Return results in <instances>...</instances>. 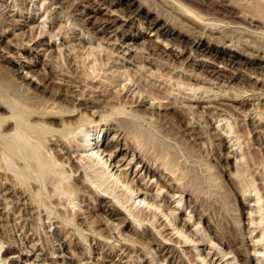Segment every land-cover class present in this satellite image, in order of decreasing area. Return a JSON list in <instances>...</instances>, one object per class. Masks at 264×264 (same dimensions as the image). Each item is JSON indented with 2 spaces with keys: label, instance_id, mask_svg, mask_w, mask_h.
<instances>
[{
  "label": "rangeland",
  "instance_id": "obj_1",
  "mask_svg": "<svg viewBox=\"0 0 264 264\" xmlns=\"http://www.w3.org/2000/svg\"><path fill=\"white\" fill-rule=\"evenodd\" d=\"M176 1L178 0H121L112 4L111 0H0V97H2L0 99L6 100L14 97L16 102L21 101L24 106L15 102L18 104L17 109L20 114L28 113L29 107L25 108V104L28 106L43 103L47 98L52 99L56 96L62 100V103L65 102L68 105L69 102L72 104L85 101V99L88 102L97 100L95 104L94 102L89 103L94 105L88 108L91 119L83 117L77 120L73 127L64 130L69 131L67 136L69 135L70 138L78 139L74 141L75 144L82 142L81 136L85 135L88 139H92L101 130L100 143L106 142L116 131L123 132L119 144V149L121 147L122 149L115 150L117 148L112 147L114 150L112 160L116 161L125 157L119 163V165L122 164L119 170L126 167L129 180L135 177V172L138 173L132 180L136 186L140 187L136 179H139V182L144 181L147 186L153 184L154 196L157 195L156 188L162 187L163 191L158 199L162 208L168 207L163 199L169 188L166 182L172 180H167L170 176L161 171L160 163L177 159L178 162L172 163L176 164L175 168L181 173L178 174L184 183H181L178 191L170 192L174 193L172 198H169L170 202H173L167 210L177 208L175 209L176 214L173 215V218L177 216L175 224L174 221H170L172 215L167 218V215H163L161 208L159 210L161 218L159 222L157 220L158 228L149 219L145 220L143 225H139L130 213L140 212L142 215L139 208L142 205L144 207L148 205L146 203L148 199L138 204L139 196L135 205L132 206L137 196L136 192L134 197L127 201L124 190H122L127 184L118 187L111 179L106 180L98 164L97 168L92 161L80 160L77 145L72 148L71 154H65L66 149L61 142L58 145L51 143L53 139H50V133L46 136L40 130L26 126L22 127L20 135L15 134L14 138V129L5 130V133H9L10 136L0 137V149L4 146V141L10 146L13 141L19 144L14 145L18 148L11 146V152L6 151L4 157L0 155V160H2L0 161L2 164H0V264H28L30 261L31 264H69V262L70 264H114V261L116 264H208L209 262L213 264H264V131L262 133L258 132V129L253 130L254 125L252 124L254 121L257 122L261 114H264V73H261L264 70L261 67L264 61L259 58L250 59L247 53L253 49L246 44V40L249 39L251 43L253 42L252 44L257 41L259 46H264V39L258 36L253 37L255 34L261 35L260 33H251L248 29L242 28L248 23L242 21L240 17H228L227 19L232 20V25H234V29L226 31L234 42L230 41L231 47H221L222 42L217 41L215 44L211 43L212 54L200 50L198 53L204 55L196 56L198 53L191 50L190 41L192 39L188 35L181 37L182 42L173 38L170 44H166L167 41L164 39L171 36L160 34L158 27L167 22L181 24L182 18L176 12L174 3ZM179 1L200 10L207 16L216 15L214 10H209L203 3L211 0ZM213 1L228 4L227 6L233 7L238 14H242V11L249 8L245 6L246 3L248 5V2H245L247 0L244 4L241 2L243 0ZM250 5L255 6V3ZM140 6L143 10L137 15L136 11ZM148 8L151 10L148 19L161 15L159 25L147 28L145 14ZM113 17H117V25L100 30L104 28L107 19ZM87 21L91 22L87 24ZM96 21L98 23L94 24ZM239 24L242 26L240 29ZM87 25L91 27L90 31L85 29ZM142 28L145 35L132 39L133 33H138ZM252 29L261 30V28ZM41 30L44 31L42 34H40ZM240 42L241 45H239ZM216 48L222 49L217 58L213 56ZM182 49L183 53H179ZM191 51L192 54H190ZM230 52L236 54L235 59L239 60V63L226 62L230 57ZM195 57L196 60H194ZM200 58L218 66L217 68L221 69L224 75L205 72L202 67L195 64L200 62ZM24 63L25 65L32 64L31 68L24 69ZM253 66L258 68L256 73L253 72V68H246ZM17 68L20 70H16ZM28 68L33 69L32 74L35 75L23 80V73ZM96 68L99 71H95ZM87 70L91 73L89 77ZM98 73H100L99 76ZM120 73L122 76L119 75ZM234 73L249 75L247 82L240 81V79H227V76ZM34 80H42V84L37 86L36 83L33 84ZM28 81H31L29 85L34 89L33 93H29L23 84L29 83ZM77 89L79 91H76ZM57 90H60L59 94ZM76 95L81 97V100H76L78 98ZM13 99L10 98L8 101L12 102ZM140 101L143 104L147 103L141 107ZM149 102L157 106L168 104L167 107L170 108L162 106L159 110L165 113L154 114L151 118L152 109L149 108ZM175 104H178L185 114L175 110L176 108H171ZM113 106L116 107L117 112L123 108L129 110L132 106L141 107L144 112L147 111V114L129 116L127 113L115 112L117 116L114 113L111 115L113 118L109 116L108 119H100V116L92 115L93 111L102 114L111 113ZM3 110H1L3 114H9L6 109ZM191 117L193 118L192 126L188 124ZM54 126H60L62 129L58 122ZM24 132H27L26 134L30 137H26ZM16 136L19 137L18 140ZM54 137L57 138V135ZM30 138L34 142L29 140ZM25 139L29 142L24 143ZM41 139L43 143L39 142ZM126 145L131 146L132 149H125ZM16 149L21 151H16ZM38 149L40 153L42 152L41 155L37 153ZM24 150H26L25 153ZM22 151L24 155L19 153ZM27 152H32V154ZM106 152L109 150L104 153ZM133 153H135V158L128 165ZM13 154L18 156L14 157ZM37 156L44 158L41 161ZM2 158L7 162L11 158L13 166L7 167ZM35 158L43 164L36 163ZM54 159L59 163L54 164ZM62 159H64L63 163ZM32 160L37 167L31 163ZM145 160L150 161L152 171L148 172L141 166ZM12 163L7 164L12 165ZM61 164H63L62 167ZM40 165L42 167H39ZM56 167L59 170L55 169ZM43 169L46 173H43ZM13 170L16 172H12ZM41 173L44 176L47 174L49 178L45 176L46 178L43 179ZM17 176L20 180H16L19 179ZM60 180L63 181L60 182ZM53 181L60 183L61 187ZM120 181L122 179L118 183H124ZM108 189L113 193H109ZM96 192L100 195L96 196ZM179 199H182L181 208L176 207ZM150 200L152 201L151 197ZM120 201H126V203L122 204ZM113 208H119L116 215L110 214ZM148 209L146 208L144 212ZM190 214H193V218L188 222L187 232H191V236L193 235L197 240L201 239V243L193 240L178 242L180 239L175 227L183 226V223H186V217ZM148 224L151 231L143 232ZM57 225L61 228L56 229V227L59 228ZM158 229L172 240L169 241L161 236ZM154 236L157 237L156 243L152 242ZM204 237L205 240L207 239L205 242L202 241ZM158 238L163 239L164 245L167 244L165 249L162 250L164 245L159 246ZM64 239L68 244L71 243L69 248L72 252L66 253L73 256L72 262L63 261V258L59 256L61 254L59 249ZM210 239L217 244L218 250L223 248L220 250L224 251L218 252L210 248ZM133 240L136 241V246ZM75 243L77 244L74 245ZM124 243L135 246V249L129 248L122 255L124 248L121 246ZM88 247L92 251L90 258L86 257ZM168 247L171 252H168ZM174 247L180 250L170 260L169 256L173 254ZM113 250L115 253L111 255H114L115 260H109L111 257L107 260L104 257L106 251L110 253ZM208 250L211 253L205 258L206 263H204L202 259ZM24 251H30L31 255L26 256ZM192 259L194 262L191 261Z\"/></svg>",
  "mask_w": 264,
  "mask_h": 264
},
{
  "label": "bare ground",
  "instance_id": "obj_2",
  "mask_svg": "<svg viewBox=\"0 0 264 264\" xmlns=\"http://www.w3.org/2000/svg\"><path fill=\"white\" fill-rule=\"evenodd\" d=\"M106 1H109V0H106ZM112 1V4L113 3H115V2H118V1H121V0H111ZM195 1H199V0H195ZM244 1L245 0H243V1H241L243 4H244ZM251 1H253V2H251ZM251 1H249V0H247V1H245V2H248V5H246L245 4V6H247V7H249V8H246V7H244V8H246V10H244V11H242V14H238V11H236V10H234V8L232 7H229V6H227L228 4H225V3H220V2H217V1H213V0H211V1H204L203 2V0L201 1V2H203L204 4H205V6H207V8L209 9V10H214L215 11V13L214 14H216V15H214V16H207L205 13H203V12H201L200 10H197V9H194L192 6H190V5H188V4H186V3H184V2H181V1H176V2H174L175 4H176V12L178 13V15L182 18L181 20V24H177V23H175V22H173V23H169V22H165L166 24L165 25H163V26H160V27H158V30H160V34H165V35H170L171 37L169 38H167V39H164V40H166L167 41V43L166 44H170L171 43V41H173V38H176V39H178V41H181L182 39H181V37H183V35H188L192 40L190 41L191 42V46H190V48H191V50H194L195 52H199L200 50H203V52H205V51H207V52H210V54H212L211 53V43H213V44H215L217 41L219 42H222V45H221V47H224V46H230L231 45V43H230V41H232L233 42V39L230 37L231 35H228L227 34V32L226 31H230L231 29H234V25H232V23H233V21L232 20H229V19H227L228 17H240L241 19H242V21L244 20V22H246V23H248V24H246V26L244 27H242L241 26V24H239L240 26H239V29H240V27H242V28H246V29H248L249 30V32H251V33H253V32H255V33H260L261 35H259V34H253L254 36L253 37H255V36H258L259 38H261V39H264V0H251ZM167 2V1H166ZM171 2V1H170ZM169 2V3H170ZM251 3H255V6L254 5H250ZM171 4H172V2H171ZM241 5V4H240ZM250 5V6H249ZM172 6V5H171ZM242 7V6H241ZM240 7V8H241ZM151 8V7H150ZM150 8H148V9H146V14H145V17L147 18L146 20V23H148V26H147V28H151V27H155V26H157V24L159 23V21H160V19H161V15L160 16H157L156 18H152V19H148V14L151 12V10H150ZM243 8V9H244ZM170 9V8H169ZM239 9V8H238ZM143 9H142V7L140 6V8H138V10L136 11V13H137V15L138 14H140L141 13V11H142ZM174 10H175V8H174ZM242 10V9H241ZM173 11V10H172ZM175 12V11H174ZM213 12V11H212ZM240 12V11H239ZM163 15V14H162ZM176 15V14H175ZM91 16V15H90ZM164 16V15H163ZM93 17H95V15H93ZM53 18V17H52ZM180 19V18H179ZM178 19V20H179ZM144 21V20H143ZM175 21V20H174ZM85 22V21H84ZM88 22H91V21H87V24H88ZM117 22H118V20H117V17L115 18V17H113V18H109V19H107V21L105 22L106 24H105V26H104V28H102V29H100V30H105V29H108V28H110V27H113V26H115V25H117ZM241 22V21H240ZM1 23V22H0ZM95 23H98V21H96V22H94V24ZM143 24V23H142ZM159 25V24H158ZM243 25V24H242ZM248 25V26H247ZM236 26H237V24H236ZM107 27V28H106ZM238 27V26H237ZM63 28V27H62ZM61 28V29H62ZM252 28H258V29H260L261 28V30H259V31H257V30H255V29H252ZM85 29L86 30H88V31H90L91 30V27L89 26V25H87V27H85ZM3 31V30H2ZM163 31V32H162ZM4 32V31H3ZM2 32V33H3ZM44 31L43 30H41V33L40 34H42ZM51 32V31H50ZM243 32V31H242ZM52 33V32H51ZM58 33V32H57ZM241 33V32H240ZM244 33V32H243ZM115 35H117V33L115 34ZM145 35V31L143 30V28L142 29H139V32L138 33H133V36H132V39H136L137 37H142V36H144ZM173 35H174V37H173ZM246 35H247V33H246ZM248 35H251V34H248ZM53 37V36H52ZM77 37V36H76ZM118 38H120V37H118ZM234 38V37H233ZM247 38V37H246ZM249 38H251L250 36H249ZM256 38V37H255ZM243 39V38H242ZM81 40V39H80ZM237 40V39H236ZM157 40H155V42H156ZM235 41V40H234ZM244 41V40H243ZM249 41V39H247L246 40V44H247V46H249V47H252V49H253V51H250V53L248 52L247 53V55H248V57L250 58V59H257V58H259V59H262L263 61H264V46H259L256 42L257 41H254L255 43L254 44H252L250 41ZM165 42V41H164ZM182 42V41H181ZM207 42V43H206ZM209 42V43H208ZM260 42H262V41H260ZM264 42V41H263ZM234 43V42H233ZM237 43V42H236ZM235 43V44H236ZM245 44V43H244ZM255 44H257V45H255ZM156 45V44H155ZM161 45V44H160ZM163 45V44H162ZM239 45H241V42L239 43ZM72 46V45H71ZM77 46H78V44H77ZM151 46V45H150ZM206 46V47H205ZM219 46V45H218ZM90 47H91V45H90ZM157 47V46H156ZM165 48H167L166 46H164ZM205 47V48H204ZM213 47V46H212ZM231 47V46H230ZM69 48V47H68ZM129 48V47H128ZM159 48H160V46H159ZM214 48H215V46H214ZM60 49H62V48H60ZM97 48H95V50H96ZM238 49V48H237ZM116 50V49H115ZM216 50V52L213 54V56H216V58L217 57H219V53L222 51V49L221 48H216L215 49ZM239 50V49H238ZM63 51V50H62ZM244 51V50H243ZM61 52V51H60ZM65 52V51H64ZM98 52V51H97ZM150 52V51H149ZM206 52V53H207ZM63 53V52H62ZM66 53V52H65ZM179 53H183V49H182V52H180L179 51ZM88 54H90L89 52H88ZM95 54V53H94ZM99 54V53H98ZM190 54H192V51L190 52ZM204 55L203 53H198L196 56H198V55ZM67 55V54H66ZM69 55V54H68ZM67 55V56H68ZM62 56V55H61ZM67 56H66V58H67ZM96 56H97V54H96ZM99 56H100V54H99ZM109 56H111V55H109ZM149 56V55H148ZM235 56H236V54L235 53H231L230 52V57L229 58H227V60H226V62L228 61H230V63H239V60H236L235 59ZM63 58V57H62ZM98 58V57H97ZM192 59H193V57H191ZM30 59V58H29ZM64 59V58H63ZM101 59V58H100ZM98 60V59H97ZM194 60H196V57H195V59ZM199 61L200 62H198V63H195L196 65H199V67H202L203 68V70L205 71V72H208V73H213V75L214 74H219V75H224V72L221 70V69H219V68H217L218 66H216V65H213V64H211L210 62H207L205 59H199ZM74 62H75V60H74ZM227 62V63H228ZM60 63H63V62H60ZM72 63V62H71ZM229 63V64H230ZM104 64H106V63H104ZM66 65V64H65ZM102 65V64H101ZM107 65V64H106ZM31 66H32V64H30V65H25V63L23 64V68L25 69L26 67H30L31 68ZM79 66V65H78ZM98 66H100V65H98ZM235 66V65H234ZM70 67V66H69ZM84 67V66H83ZM103 67V66H102ZM263 69H264V65H262L261 66ZM88 68V67H87ZM101 68V67H100ZM246 68H253L254 70H253V72H255L256 73V70L258 69H256V67L255 66H253V67H246ZM103 69V68H102ZM240 69V68H239ZM10 70H12V69H10ZM16 70H20L19 68H17ZM33 69H29L28 68V70L25 72V73H23L24 74V79L23 80H25L26 78H32V76H34L35 74L33 73L32 74V71ZM78 70V69H77ZM82 70V69H81ZM86 70V69H85ZM99 71L97 68L95 69V71ZM102 71V70H101ZM100 71V72H101ZM104 71V70H103ZM106 71V70H105ZM117 71V70H116ZM17 72V71H16ZM22 72H24L23 70H22ZM51 72V71H50ZM94 72V71H93ZM115 72V71H114ZM29 73H30V75H29ZM56 73V72H55ZM60 73V72H59ZM83 73V72H82ZM81 73V74H82ZM95 73V72H94ZM262 74L264 73V70L261 72ZM79 74V73H78ZM99 74L100 73H98L97 75L99 76ZM228 74V73H227ZM30 77H29V76ZM38 75V74H37ZM51 75V74H50ZM85 75V74H84ZM87 75H88V77L89 76H91V73L87 70ZM97 75H96V77H97ZM120 76H122V74L120 73L119 74ZM56 76H58V75H56ZM60 76V75H59ZM79 76V75H78ZM117 76V75H116ZM248 76L249 75H245V74H242V73H234L233 75H230V76H227L228 78L227 79H240V81H243V82H247V80H248ZM76 77V76H75ZM39 78V77H38ZM37 78V79H38ZM60 78H62V76L60 77ZM95 78V77H94ZM15 79V78H14ZM29 80V79H28ZM55 80V79H54ZM257 80H259V79H257ZM22 81V80H21ZM227 81V80H226ZM29 82V81H28ZM31 82V81H30ZM30 82L29 83H27V82H25V83H23L24 85H25V88L27 89V91L29 92V93H33L34 92V89H32V87L29 85L30 84ZM257 82V81H256ZM34 83H36V85L38 86L39 84H42V80H34V82H33V84ZM79 84V83H78ZM35 85V86H36ZM127 84H125V86H126ZM37 86H36V88H37ZM78 86V85H77ZM71 88V87H70ZM76 88V87H75ZM250 88V87H249ZM67 89V88H66ZM83 89V88H82ZM131 89V88H130ZM141 89V88H140ZM255 89V88H254ZM23 90V89H22ZM146 90V89H145ZM252 90V89H251ZM58 91L60 92V90H57V93H58ZM76 91H79L78 89L76 90ZM246 91V90H245ZM139 92V91H138ZM154 92V91H153ZM174 92V91H173ZM4 93V92H3ZM43 93V92H42ZM56 92H55V95L57 94ZM78 93H80V92H78ZM77 93V94H78ZM175 93V92H174ZM6 94V93H5ZM49 94V93H48ZM52 94V93H51ZM59 94V93H58ZM139 94V93H138ZM141 94V93H140ZM143 94H144V92H143ZM2 95V94H1ZM25 95V94H24ZM82 95H83V93H82ZM161 95H163V94H161ZM195 95V94H194ZM19 96V95H18ZM49 96V95H48ZM52 96V95H51ZM74 96V95H73ZM77 96V95H76ZM159 96V98H162L160 95H158ZM158 96H156V98L158 97ZM164 96H166V95H164ZM163 96V97H164ZM203 96V95H202ZM216 96V95H215ZM6 97V96H5ZM33 97V96H32ZM65 97H66V95H65ZM75 97V96H74ZM78 97V96H77ZM85 97V96H84ZM169 97V96H168ZM177 97V96H176ZM261 97V96H260ZM0 98H2V97H0ZM8 98V97H7ZM11 99H13L14 97H10ZM9 98V99H10ZM27 98V97H26ZM30 98H31V96H30ZM159 98H157V99H159ZM165 98V97H164ZM9 99H0V137L1 138H6V136L7 135H9L10 136V134L9 133H5V130L7 131L8 129H10V130H12V129H14L13 131H14V133H13V137H14V135L15 134H19L20 135V131H21V129H22V127H26V126H28L29 128H35V129H37V130H40V132H42V133H44V134H46V136H47V134L48 133H50L51 134V138L50 139H53L52 140V144H57L58 145V143L59 142H61V145H64L63 147L66 149V152H65V154L66 153H68V154H71L72 152V148H74L76 145H77V150H79V153H78V155L80 156L79 158H81L80 160H88V161H92L93 163H94V165H99L101 168H102V175L104 174V176H106L105 178H106V180L107 179H111L118 187H123V185H126L127 184V186L125 187V189H123L122 188V190H124L123 192H124V194H125V196L127 197V201H129V200H131L133 197H134V193L136 192V199L134 200V202H132L133 204H131L132 206L133 205H135L134 203H136V201H137V199H138V197L140 196V199H139V203L138 204H140L141 203V201H145V200H147L148 199V201L146 202V203H148V205H146L145 207H144V205H142L139 209V211H142V215H140V212H131L130 214H132V216H133V218H134V220L135 221H138L137 223L139 224V225H143V222L145 221V220H147V219H149L150 220V222L156 227V228H158V225H157V223L159 222V219L161 218V215H160V209L162 208V204L161 203H159L158 202V199H159V195L162 193V191H163V188L162 187H159V188H156V192H157V195L156 196H154V193H153V184L152 185H145L146 183L143 181V182H139V179H136V182H138L139 184H140V187L139 186H136L135 185V183H132V180H134L135 179V177L138 175V173H136L135 172V177H133L132 178V180H129V173H128V170H127V168L126 167H124V169H122V170H119L120 168L119 167H121V165H119V163L122 161V160H124L125 159V157H121L120 159H118V160H116V161H114V160H112V155H113V152H114V150H113V148L114 147H116L117 149H115V150H121L122 149V147L119 149V144H120V136L122 135V133L123 132H120V133H118V131H116L115 133H113V136L110 138V139H108L106 142H104V143H100V141H99V136H100V133H101V131H99L98 133H97V135H96V137H92V139H88L85 135H83V136H81L80 137V139L82 140V142H77L78 144H75V140H78L77 138L74 140V139H72V138H70L69 137V135L67 136V134H68V130L67 131H64L65 129H70L71 127H73V125H74V123L75 122H77V120H79V119H81V118H83V117H86V118H92V117H90V113L88 112L89 111V106H93L94 107V105H92V104H89L90 102H94V104H95V102H97V100L96 101H92L91 99V101L90 102H88V100H86L85 98H83V99H85V101H80V102H74V103H70L69 102V105L68 104H66L65 102L64 103H62V100H60V99H58V96H56L55 98H52V99H50V98H47L45 101H43V103H36V104H29L28 106H27V104H25L26 105V107L25 108H27V107H29V110H28V113L27 114H25V113H18L19 111V109H17V107H18V104H16V103H19V105H22V106H24V104L23 103H21V101H19L18 100V102H16V100H14L13 99V101L12 102H10V101H8ZM77 99H80L81 100V97L79 98H76V100ZM22 100V99H21ZM63 100H65V98H63ZM94 100V99H93ZM143 101V100H142ZM142 101H140V106L141 105H146V103H144L143 104V102ZM16 102V103H15ZM161 102V101H160ZM153 103V102H152ZM173 103H175V101L173 102ZM181 103V102H180ZM149 104H150V102H149ZM156 104V103H155ZM212 104V103H211ZM162 106H164L163 108H170V107H167L168 106V104L167 105H164V104H160V106H157V105H153V104H150V106H149V108H151L152 110L150 111V114H151V116H150V114H148L151 118L153 117V115L154 114H164L165 112H162L161 110H159V109H161L162 108ZM188 106V105H187ZM217 106V105H216ZM222 106V105H221ZM109 107V106H108ZM130 107V106H129ZM142 107V106H141ZM141 107H134V106H132L129 110H127V109H125V108H123L121 111H115L116 110V107L115 106H113L112 107V111H111V113H108V114H102V113H100L99 111V113H97V111H93V114L92 115H96V116H100V119H108L109 118V116H111L112 114H114L115 112H117V113H127V115H129V116H141V115H146L147 114V111H143V109L141 108ZM219 107V106H218ZM19 108V107H18ZM171 108H176L175 110H178V111H180V112H182L183 114H185V111H183V109H181V107H179V105L178 104H175L174 106H172ZM184 108V107H183ZM2 109H6L8 112L7 113H9L8 115L6 114H3V112L1 111ZM93 109V108H92ZM109 109V108H108ZM117 109H118V107H117ZM3 110V111H4ZM27 110V109H26ZM119 110H120V108H119ZM149 110V109H148ZM10 111V112H9ZM220 111V110H219ZM6 112V111H5ZM21 112V111H20ZM25 112V111H24ZM172 112H174V111H172ZM187 112V111H186ZM105 113V112H104ZM117 113H115V115L117 114ZM260 113H262V111L260 112ZM182 115V114H181ZM233 115V114H232ZM247 115V114H246ZM259 115V114H258ZM264 114H261L260 116H259V118H258V120H257V122H252V124L254 125V129L253 130H257L258 129V132L260 131V132H262L263 133V131H264V125H263V122H264V116H263ZM117 116V115H116ZM148 116V117H149ZM112 117V116H111ZM184 117H185V115H184ZM193 117V116H192ZM190 118V121L188 122V124L190 125L191 124V126L193 125L191 122H193L192 121V119L193 118ZM113 118V117H112ZM128 118H130V117H128ZM245 118V117H244ZM85 119V118H84ZM149 119V118H148ZM253 119V118H252ZM134 120V119H133ZM229 120V119H228ZM56 122H58L62 127V129H60V126H58V127H56V126H54V124L56 123ZM80 122H82V121H80ZM114 122V121H113ZM116 122V121H115ZM120 122V121H119ZM14 123V124H13ZM12 124L14 125V126H12ZM79 124V123H78ZM155 124V123H154ZM187 124V125H188ZM77 125V124H76ZM156 126V125H155ZM75 127V126H74ZM121 128V127H120ZM125 128V127H124ZM194 129V128H193ZM28 130V129H27ZM30 130V129H29ZM32 130V129H31ZM123 130V129H122ZM4 131V132H3ZM12 131V132H13ZM9 132V131H8ZM28 132V131H27ZM27 132H24L25 134L27 133ZM37 132H39V131H37ZM75 132H77V131H75ZM79 132V131H78ZM198 132V131H197ZM5 133V134H4ZM174 133V132H173ZM36 134V133H35ZM24 135V134H23ZM27 136L26 137H30V135L29 134H26ZM54 135H57V138H55V140H54V138H53V136ZM125 135V134H124ZM124 135L122 136V137H124ZM193 135V134H192ZM202 135V134H201ZM219 135V134H218ZM240 135V134H239ZM261 135H263V134H261ZM260 135V138L262 137ZM8 136V137H9ZM95 136V135H94ZM127 136V135H126ZM12 137V139H14ZM25 137V136H24ZM25 137V138H26ZM28 137V138H29ZM33 137V136H32ZM66 137H68V138H66ZM167 137H170V136H167ZM192 137V136H191ZM241 137V136H240ZM19 139V137H17L16 136V139ZM98 138V139H97ZM17 139V140H18ZM23 139V138H22ZM27 139V138H26ZM26 139H25V141H24V143H28L29 142V140H31V138L28 140V141H26ZM46 139V138H45ZM124 139H125V137H124ZM186 139V138H185ZM184 139V140H185ZM241 139V138H240ZM256 139V138H255ZM37 140V139H36ZM93 140H95L94 141V144L93 145H91L92 143H93ZM197 140V139H196ZM22 141V140H21ZM21 141H20V143H21ZM31 141H33V139L31 140ZM38 141V140H37ZM36 141V142H37ZM42 141V139L39 141V142H41ZM45 141V140H44ZM188 141V140H187ZM2 142V141H1ZM17 142H19V141H17ZM23 142V141H22ZM34 142V141H33ZM38 142V143H39ZM47 142V141H46ZM4 143V146H2V148L0 149V155H2L3 157L5 156V152L6 151H9V152H11V146H13V147H17V146H14L15 145V143L16 142H14L13 141V145L11 144V146H10V144L8 143V142H6L5 143V141L3 142ZM11 143V142H10ZM24 143H22V145L24 144ZM32 143V142H31ZM41 143H43V142H41ZM190 143V142H189ZM195 143V142H194ZM199 143V142H198ZM19 144V143H18ZM17 143H16V145H18ZM40 144V143H39ZM45 144V143H44ZM186 144V143H185ZM27 145V144H26ZM32 145H33V143H32ZM41 145V144H40ZM183 145V144H182ZM36 146H37V144H36ZM103 146V148H101ZM124 146V145H123ZM20 147V146H19ZM24 147H25V145H24ZM31 147H33V146H31ZM38 147V146H37ZM36 147V148H37ZM113 147V148H112ZM126 147H127V145H126ZM125 147V149H132V147L131 146H129V147H127L126 148ZM240 147H242V146H240ZM18 148V147H17ZM21 148V147H20ZM19 148V149H20ZM26 148H28L27 146H26ZM39 148V147H38ZM54 148V147H53ZM56 148V147H55ZM189 148V147H188ZM19 149H16V151L17 150H19ZM25 149V148H24ZM63 149V148H62ZM175 149H177V148H175ZM32 150H33V148H32ZM36 150V149H35ZM34 150V151H35ZM108 151L109 150V152H106V153H104L105 151ZM169 150H171V149H169ZM13 151H15V150H12V152ZM16 151H15V153H16ZM19 151H21V150H19ZM25 151L26 150H24V153H25ZM27 151H28V149H27ZM34 151H32V152H34ZM61 151V150H60ZM8 152V153H9ZM32 152H30L31 154H32ZM36 152V151H35ZM39 152V149H38V151H37V153ZM50 152V151H49ZM59 152V151H58ZM73 152H75V150L73 151ZM145 152V151H144ZM172 152H173V150H172ZM20 154H23L24 155V153H23V151L22 152H19ZM27 153H29V152H27ZM29 153V154H30ZM40 153V152H39ZM42 153V152H41ZM41 153L39 154V155H41ZM47 153V152H46ZM229 153V152H228ZM34 154V153H33ZM44 154V153H43ZM42 154V155H43ZM55 154V153H54ZM64 154V156H66ZM74 154H76V153H74ZM104 154V155H103ZM250 154V153H249ZM6 155H7V153H6ZM15 154H13L12 156H14ZM36 155V154H35ZM61 155H63V154H61ZM77 155V156H78ZM133 155V157L131 158V160L129 161V163H128V165L129 164H131L132 162H133V160H134V158H135V153H133L132 154ZM10 156V155H9ZM16 156H18V155H16ZM16 156H14V157H16ZM30 156V155H29ZM44 156V155H43ZM54 156V155H53ZM63 156V157H64ZM137 156V155H136ZM181 156H183V155H181ZM251 156H252V154H251ZM24 158L26 157V156H23ZM27 157H28V155H27ZM37 157H40V156H37ZM55 157H56V155H55ZM70 157V156H69ZM72 157V156H71ZM141 157V156H140ZM163 157V156H162ZM248 157V156H247ZM254 157V156H253ZM0 158H1V156H0ZM6 158L8 159V157L6 156ZM13 158V157H12ZM29 158V157H28ZM34 158V157H33ZM44 157H40V160L42 161V159H43ZM173 158V157H172ZM176 157H174V159H175ZM3 159V158H2ZM47 159V157H46V155H45V160ZM49 159V158H48ZM56 159V158H55ZM55 159L53 160L54 162H55ZM58 157H57V161H58ZM65 159V158H64ZM64 159H62V163H63V160ZM67 159H68V157H67ZM169 159V158H168ZM179 159V158H178ZM4 160V162H6L5 164H6V166L8 167V166H13V164L14 163H12L13 161L11 160V158H10V162L8 161H6V159H3ZM35 162L37 163H39L40 162V160L39 161H37V159L35 158ZM49 160H51V159H49ZM86 160V161H87ZM1 162H2V160H0ZM33 161V160H32ZM48 161V160H47ZM47 161H44V162H47ZM53 162L54 164H57V163H59V162ZM87 161V162H88ZM157 161V160H156ZM35 162L33 161V162H31V163H34L35 164ZM149 162L150 161H147V160H145L144 162H143V164L141 165L146 171H148V172H150V171H152L153 169H152V167L150 166V164H149ZM157 162H159V161H157ZM161 162V161H160ZM172 162H178L177 161V159L175 160V161H173L172 160ZM171 161H162L160 164L162 165V170L161 171H163V172H165L166 174L168 173L169 174V179H167L168 181L169 180H172V181H169V182H166L168 185H169V188L166 190V192H165V195L166 196H164L165 198L163 199V200H165L166 202V204H168L167 206L169 207L171 204H172V202L173 201H171L170 202V200H169V198H172V195L174 194H172V193H170L171 191H178L179 190V188L181 187L180 185H182V184H184V183H182V177L179 175V174H181V173H179L178 172V169H176L175 168V165H174V163H172ZM7 163H12V165H10V164H7ZM17 163V162H16ZM79 163V162H78ZM1 164V163H0ZM5 164L3 165V166H5ZM39 164H43V163H39ZM38 164V165H39ZM127 164V163H126ZM2 165V164H1ZM37 164H35V166H36ZM46 165H48V163H46ZM50 165V164H49ZM52 165V164H51ZM60 165V164H59ZM62 165L63 164H61V167H62ZM71 165H72V163H71ZM75 165V164H74ZM98 165H97V168H98ZM137 165H139V164H137ZM256 165V164H255ZM15 166V165H14ZM33 166V165H32ZM45 166V165H44ZM43 166V167H44ZM159 166V165H158ZM1 167V166H0ZM20 167H22V166H20ZM25 167V166H24ZM37 167V166H36ZM39 167H42L41 165L39 166ZM38 167V168H39ZM47 167V166H46ZM50 167V166H49ZM137 167V166H136ZM159 167H161V166H159ZM3 168V167H2ZM10 169H12L11 167H9ZM14 168V167H13ZM48 168V167H47ZM51 168V167H50ZM63 168L65 169V167L63 166ZM74 168V167H73ZM252 168V167H251ZM1 169V168H0ZM15 170H17V168H14ZM37 169V168H36ZM35 169V170H36ZM49 169V168H48ZM55 169H58L59 170V168H55ZM60 169H62V168H60ZM75 169V168H74ZM159 169V168H158ZM180 169V168H179ZM259 169V168H258ZM44 170V169H43ZM68 170V169H67ZM72 170V169H71ZM181 170V169H180ZM207 170V169H206ZM247 170H249V169H247ZM4 171V170H3ZM8 171V170H7ZM21 171V170H20ZM23 171V170H22ZM29 171V170H28ZM40 172H41V170H39ZM49 171H51L50 169H49ZM69 171V170H68ZM118 171V172H117ZM181 171H183V170H181ZM262 171V170H261ZM12 172H16V171H12ZM43 172V171H42ZM52 172V171H51ZM142 172V171H141ZM250 172V171H249ZM256 172V171H255ZM27 173V172H26ZM43 173H46V171L44 170V172ZM179 173V174H178ZM8 174V173H7ZM42 174V173H41ZM51 174V173H50ZM54 174V173H53ZM162 174V173H161ZM173 174V175H172ZM255 174V173H254ZM9 175V174H8ZM19 175H21V173H19ZM29 175V174H28ZM33 175V174H32ZM43 175V174H42ZM47 175V174H46ZM45 175V176H46ZM163 175V174H162ZM16 176V175H15ZM22 176V175H21ZM31 176V175H30ZM44 175L42 176V178L44 179V177H45ZM51 176H52V178H53V175L51 174ZM113 176V177H112ZM172 176V177H171ZM9 177V176H8ZM18 177V176H17ZM46 177H48V176H46ZM45 177V178H46ZM140 177H141V175H140ZM254 177V176H253ZM256 177V176H255ZM10 178V177H9ZM19 178V177H18ZM30 178V177H29ZM49 178V177H48ZM56 178V177H55ZM67 178H69V177H67ZM142 178L143 179H145V177H144V175H142ZM163 178H165V176L163 175ZM162 178V179H163ZM1 179V178H0ZM22 179V178H21ZM58 179V178H57ZM62 179H63V177H62ZM87 179V178H86ZM120 179H122V181H120V182H124L123 184H120V183H118V181L120 180ZM156 179V178H155ZM187 179V178H186ZM255 179V178H254ZM16 180H20V178L19 179H16ZM23 180V179H22ZM32 179H30V181H31ZM42 180V179H41ZM51 180V179H50ZM93 180H95V179H93ZM27 181V180H26ZM44 181V180H43ZM46 181V180H45ZM63 180H60V182H62ZM256 181V180H255ZM14 182V181H13ZM51 182V181H50ZM72 182V181H71ZM257 182V181H256ZM17 183H19V182H17ZM22 183V182H21ZM26 183V182H25ZM53 183H57V184H59V187H61V185H60V183H58V182H54L53 181ZM69 183V182H68ZM73 183V182H72ZM96 183V182H95ZM132 183V185H129V184H131ZM182 183V184H181ZM38 184V183H37ZM62 184V183H61ZM70 184V183H69ZM26 185V184H25ZM28 185V184H27ZM72 185V184H71ZM82 185V184H81ZM87 185V184H86ZM53 186V185H52ZM142 186V187H141ZM27 187V186H26ZM55 187V186H54ZM58 187V188H59ZM65 187V186H64ZM73 187V186H72ZM75 187V186H74ZM83 187V186H82ZM86 187V186H85ZM25 188V187H24ZM38 188V187H37ZM100 188V187H99ZM184 188V187H183ZM189 188V187H188ZM51 189V188H50ZM49 189V190H50ZM53 189V188H52ZM54 189H56V188H54ZM113 189V188H112ZM56 190H58V189H56ZM109 190V189H108ZM108 190H106V191H108ZM110 191V190H109ZM32 192V191H31ZM34 192H36V191H34ZM56 192V191H55ZM119 192V191H118ZM259 192V191H258ZM56 193H59V191L58 192H56ZM109 193H113V191L111 190ZM117 193V192H116ZM55 194V193H54ZM123 193H122V195H124ZM176 194H177V192H176ZM258 194V193H257ZM33 195H36V194H33ZM96 196H99L100 195V193L99 192H96V194H95ZM52 196V195H51ZM120 196V195H119ZM176 196V195H175ZM62 197V196H61ZM150 197H151V199H152V201L150 200ZM115 198V197H114ZM119 198V197H118ZM125 198V197H124ZM117 199V198H116ZM120 200H122L121 199V197L119 198ZM177 199V198H176ZM175 199V200H176ZM23 200V199H22ZM174 200V201H175ZM7 201V200H6ZM122 201H124V200H122ZM122 201H120L122 204H125L126 203V201L125 202H122ZM182 201V199H179L178 200V204L176 205V207H178V208H181V206H180V202ZM39 202V201H38ZM117 202V201H116ZM120 202H118V203H120ZM47 203V202H46ZM8 204V203H7ZM191 204V203H190ZM189 204V205H190ZM9 205V204H8ZM44 205H45V203H44ZM49 205V204H48ZM59 205V204H58ZM132 206H130V207H132ZM152 206H155V207H152ZM38 207V206H37ZM48 207V206H47ZM73 206H71V208H72ZM111 207V206H110ZM162 208V213H163V215H167V218H168V216H170V215H172V217H171V219H170V221L171 222H173L174 221V224L176 223L175 221L177 220V216H174V218H173V215L174 214H176L175 213V209H177V208H175V209H173V208H170V210L168 211L167 209H169V208ZM191 207V206H190ZM126 208H128V206L126 207ZM125 208V209H126ZM146 208H149L148 209V211L147 212H144L145 211V209ZM194 208V207H193ZM190 210V209H189ZM194 210H195V208H194ZM118 211H119V208H113L111 211H110V214L111 215H116L117 213H118ZM150 211V212H149ZM22 212V211H21ZM48 212V211H47ZM71 212V211H70ZM77 211H75V213H76ZM188 212V211H187ZM39 213V212H38ZM72 213V212H71ZM80 213V212H79ZM73 214V213H72ZM251 214V213H250ZM39 215V214H38ZM74 215V214H73ZM162 215V216H163ZM76 216V215H75ZM253 216V215H252ZM60 217V216H59ZM74 217V216H73ZM78 217V216H77ZM166 218V217H165ZM166 218V219H167ZM192 218H193V214L191 215H189V217H186V223L184 222L183 223V226H176L175 227V230L177 229V233H178V237H179V239H180V241H178V242H188V241H191V240H193V241H197V242H200L201 243V239L200 240H197V238H194V236L192 235L191 236V232L189 233V232H187V228L186 227H188L189 226V223L188 222H190V220H192ZM250 219V218H249ZM27 220V219H26ZM133 220V219H132ZM157 220H158V222H157ZM251 220V219H250ZM63 222V221H62ZM252 222H254V220L252 219ZM256 222V221H255ZM64 223V222H63ZM162 223V222H161ZM160 224V223H159ZM166 224L168 225L169 223H168V221L166 222ZM253 224V223H252ZM257 224V223H256ZM52 225H54V224H52ZM71 225V224H70ZM58 227H59V225H57ZM153 226V227H154ZM61 227H59V228H57L56 227V229H60ZM63 228V227H62ZM196 228H198V227H196ZM83 229V228H82ZM115 229H117V228H115ZM146 230H148V233L151 231L150 230V227H149V224L148 225H146L145 227H144V230H143V232L145 231L146 232ZM159 231V234H161V236H163V237H166V235H165V233H163L160 229H158ZM174 230V229H173ZM193 230V229H192ZM201 229H199V231H200ZM263 230H264V228H263ZM70 231V230H69ZM72 231V230H71ZM156 231V230H155ZM165 231V230H164ZM197 232H198V230H196ZM202 231V230H201ZM64 232H65V230H64ZM68 232V231H67ZM94 232H96V231H94ZM120 232V231H119ZM158 232H156V233H158ZM251 232V231H250ZM76 233V232H75ZM193 233H194V231H193ZM264 233V232H263ZM61 234V233H60ZM64 234V233H63ZM98 234V233H97ZM146 234V233H145ZM197 234V233H196ZM101 235V234H100ZM151 235H153V234H151ZM173 235V234H172ZM66 236V235H65ZM160 236V237H161ZM264 236V235H263ZM162 237V238H163ZM190 237H192V239L190 238ZM207 237V236H206ZM264 238V237H263ZM139 239V238H138ZM155 239H156V241H155ZM166 239L168 240L169 239V241H170V239H171V237H166ZM203 239V238H202ZM35 240V239H34ZM74 240V239H73ZM76 240V239H75ZM117 240H120V239H117ZM128 240H131V239H128ZM158 244H159V246L161 247V246H163L164 244L163 243H165V242H163V239L161 240V239H159L158 238ZM172 240V239H171ZM207 240V239H206ZM205 240V237H204V240H202V241H206ZM261 240H263V239H261ZM147 241V240H146ZM133 242L135 243V246H136V241L135 240H133ZM141 242V241H140ZM149 242V241H148ZM151 242V241H150ZM152 242H157V237H155L154 236V238H153V240H152ZM172 242V241H171ZM210 242H211V244H210V248H213V249H215L216 251H218V252H222V251H224V250H220V249H223V248H219V250L217 249L218 247H216V245L217 244H215L214 242H213V240L212 239H210ZM78 243V242H77ZM77 243H75L74 245H76ZM142 243H147V242H142ZM254 244V243H253ZM35 246V245H34ZM71 246V243L70 244H68L67 243V240L66 239H64V241H63V243H62V246L60 247V253L61 254H59V256L60 257H62L63 258V261L65 260L66 262H69V260L71 261V259L73 258V256H71V255H69V254H67L66 252H68V253H71L72 252V250L70 251V247ZM115 246H117V245H115ZM125 246H126V248H125ZM135 246H132V245H125V243L124 244H122V246H121V248H124V251H123V253H122V255L125 253V251L126 250H128L129 248L130 249H132V247H133V249H135L134 247ZM147 246V245H146ZM167 247V244H165L164 246H163V248H162V250L163 249H165ZM221 247V246H220ZM23 248V247H22ZM34 248V247H33ZM117 248V247H116ZM120 248V249H121ZM138 249V248H137ZM143 249H146V248H143ZM213 249H211V250H213ZM147 251H148V249H146ZM179 250L180 249H177V248H173L172 249V251H174L173 252V254L172 255H170L169 256V259L171 260L173 257H174V254L178 251V253H179ZM31 251V250H30ZM30 251H24V252H26V256H29V255H31V253H30ZM101 251V250H100ZM149 251H152V250H149ZM170 250H169V247H168V252H169ZM1 252V251H0ZM91 250H90V248L88 247V249H87V251H86V257H91L90 255H91ZM171 252V251H170ZM112 253H115V251L113 250V252H110V253H108L107 251H106V254L104 255V257H106V259L108 260V257H111L109 260H111V261H113V260H115V258H114V255H111ZM211 253V251H209L208 250V252H207V254H206V256H204V258L202 259L203 261H204V263H206L205 262V258L209 255ZM244 253V252H243ZM226 255V254H225ZM80 256V255H79ZM140 256V255H139ZM154 256V255H153ZM181 256V255H180ZM82 257V256H81ZM85 258V257H84ZM82 259V258H81ZM247 259V258H246ZM183 260V259H182ZM189 260V259H188ZM196 260V259H195ZM244 260V259H243ZM165 261V260H164ZM191 261H193L194 262V260L192 259ZM207 261V260H206ZM208 261H209V259H208ZM7 262V261H6ZM72 262V261H71ZM159 262V261H158ZM248 262V261H247ZM63 263V262H62ZM79 263V262H78ZM222 263H224V262H222ZM28 264H31V261L28 263ZM69 264H70V262H69ZM114 264H116V261H114ZM164 264V263H163ZM208 264H213V263H211V262H209ZM228 264V263H227ZM231 264V263H230Z\"/></svg>",
  "mask_w": 264,
  "mask_h": 264
}]
</instances>
